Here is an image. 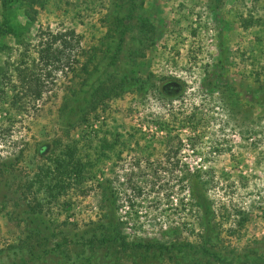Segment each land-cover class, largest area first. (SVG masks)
Instances as JSON below:
<instances>
[{
  "label": "rangeland",
  "instance_id": "1",
  "mask_svg": "<svg viewBox=\"0 0 264 264\" xmlns=\"http://www.w3.org/2000/svg\"><path fill=\"white\" fill-rule=\"evenodd\" d=\"M241 15L254 23L242 27ZM71 30L61 63L40 78L41 97L21 94L15 67L36 69L40 43ZM0 67L11 78L0 83V163L12 164L0 172L2 259L15 257L13 244L26 264H180L176 251L144 262L95 249L81 235L100 214L105 181L129 239L179 233L194 244L202 231L188 185L195 170L222 248L264 253V106L253 99L264 84V0H0ZM127 69L143 89H114ZM103 137L114 147L100 154ZM70 144L91 160V173L69 178L56 198L29 188Z\"/></svg>",
  "mask_w": 264,
  "mask_h": 264
},
{
  "label": "trees",
  "instance_id": "2",
  "mask_svg": "<svg viewBox=\"0 0 264 264\" xmlns=\"http://www.w3.org/2000/svg\"><path fill=\"white\" fill-rule=\"evenodd\" d=\"M27 1L31 3L38 2L39 0ZM122 17H124V19ZM120 18L121 19H118V23L123 25V30L120 34H123L126 28V24L124 23L126 17L123 15ZM254 21L255 20L252 16H249V18L242 15L240 16V25L244 28L252 25ZM9 31L16 36L18 35L14 26L9 27ZM74 35L73 30L55 33L51 32L48 35L49 37L40 43V48L37 51V62L35 63L36 69L25 68L27 66L15 67L17 75L21 78L23 87L26 88L25 92H20L21 94L28 93L27 91H30L35 99L41 97L42 89L39 85L40 78L43 77L46 71H50L52 66L61 63L60 54L64 50L68 49V47L71 46V43L75 41ZM56 41L61 42V50H59L58 47H53ZM122 43V38L115 43L116 48L114 49L113 55L110 56L112 62L110 65H113L116 62L117 53L120 51ZM5 70L6 69H2L0 67V83L1 81L3 83L5 81H10L11 79L7 77V72H5ZM120 78L119 83L121 87L114 88L115 90H122V87H128L136 83L140 85L141 89L145 87V82H141L139 78L135 76L133 70L130 71L127 69L126 72L120 75ZM31 82L34 83L33 87H31ZM214 85L215 82L211 80L209 82V86L212 87ZM1 92L4 93V90H1ZM253 94V99L258 101L259 105L264 106V84L255 88ZM96 96L101 97V93H96ZM17 97H19L18 94ZM100 140V154H104L108 149L114 147V140L109 141L106 137H103ZM10 165H12L11 161L3 159L0 163V166H2L0 168V172L6 171ZM92 165L91 160L88 159L87 156H82V154H80L79 149H77L75 144L67 145L65 150L60 151L55 158L50 159L49 165L39 168V171L34 174V180L36 183L30 182L28 187L32 188L33 184H36L37 189H43L48 192L49 195L56 198L58 193H60L59 190L62 188L63 190L66 189V184L71 183L68 181L69 178H75L77 181H80L81 178H86V176H88L92 171ZM64 173L68 177L65 181L62 179V175ZM204 184L205 181L200 171L195 170L191 172L188 185L191 197L199 208L197 221L202 230L199 234V241L195 242V245L186 241L185 238H180L179 233H177L178 235H175L173 238L165 240L156 237H146L143 239L139 238L138 240H134L133 238L129 239L123 231L122 224L124 221L120 220L119 216H117L115 191L112 187L106 185L105 181H99L100 197L98 202L100 214L97 219L91 220L90 228L85 230L84 234L81 236L95 249L97 247H107L111 249L109 252L114 253L115 256H119L118 254L134 257L140 255V260L143 259L144 262H148L151 257H159L165 252L169 253L170 251H176L179 256L183 257L180 264H203L199 254L195 257L188 251L187 246H193V250H195V247H198L197 250L200 251V255L209 257V260L217 262V264H264V253L258 252L257 247L252 246L241 250L234 248L227 249L226 247L222 248L220 244V231L218 229L220 227L218 226V222L215 221L216 212L206 197ZM28 207L31 212H37L34 202H28ZM239 221L241 224L242 219H239ZM7 250L14 252L15 257L13 255L11 261L8 262L6 259H2L0 257V264L27 263L26 259L23 257H21V259H17V249L15 245H9ZM53 250L56 249L53 248ZM62 253H64V258L66 256L67 259H71V256L68 254L66 249H64ZM168 255L171 257L173 256L172 254ZM39 258H43L42 255H40ZM148 263L152 264L153 261H149Z\"/></svg>",
  "mask_w": 264,
  "mask_h": 264
}]
</instances>
